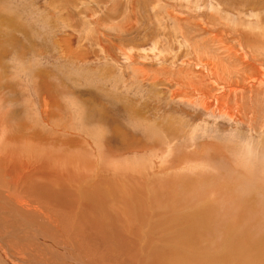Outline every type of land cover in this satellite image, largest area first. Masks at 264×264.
<instances>
[{"label": "rangeland", "instance_id": "374dc122", "mask_svg": "<svg viewBox=\"0 0 264 264\" xmlns=\"http://www.w3.org/2000/svg\"><path fill=\"white\" fill-rule=\"evenodd\" d=\"M261 18L264 0H0V156L34 144L52 167V149L89 152L96 172L66 175L63 186L82 202L115 188H97L105 170L155 183L145 198L141 191L132 198L134 213L156 223L143 260L264 264V80L250 87L253 70L237 55L246 41L264 64ZM203 62L215 67L218 85ZM36 133L47 140L28 137ZM44 185L38 193L5 189L0 264H77L78 243L91 264H130L126 223L108 227L115 235L91 234L73 210L81 201L62 203L51 198L58 185ZM14 201L19 210H7ZM13 211L27 222L55 219L60 242L43 244ZM175 232L183 242L172 240Z\"/></svg>", "mask_w": 264, "mask_h": 264}, {"label": "bare ground", "instance_id": "6f19581e", "mask_svg": "<svg viewBox=\"0 0 264 264\" xmlns=\"http://www.w3.org/2000/svg\"><path fill=\"white\" fill-rule=\"evenodd\" d=\"M253 4H258V3H256V1L255 2L252 1V4H250L249 6L251 7V5H252V7H254ZM255 8H257V7H255ZM259 9H260V7H259ZM257 10H258V8H257ZM256 16L259 17V14L257 12L255 13V17ZM262 19L263 18H261V21H262ZM255 23H258V21L256 20ZM251 25H252V22L247 27H250L251 28ZM262 25H264V22L263 21L261 23V26ZM253 26H255L256 28H258L259 27V24L258 25L256 24V25H253ZM262 28H263V26L260 29H262ZM258 34L259 33H256L257 36H259ZM262 35L264 37V32H263ZM245 38H247V37L245 36ZM242 40H243V38H242ZM242 40H240V41H242ZM244 40H246V39H244ZM247 40H248V38H247ZM256 41H257V39H256ZM245 42H242V43L240 42V48L239 49H241V50L238 49L239 53H237V52L236 53H237V55H239V57L241 59L240 61H242V59H244L243 60V65H245V67H248L249 69L251 68V70H253V73L251 71V76L252 77H250L249 81L247 80V84H249L250 87H251L253 83L259 85L260 82L262 80H264V73H263L264 71L262 72V70L264 69V68H262V65H264V64H263V62L262 63L261 62H258L256 58H253L254 57V53L252 51L250 52V50L247 49L244 46ZM220 43H221V41H220ZM252 44H250V45H252ZM221 45H223V44H221ZM250 45L248 43L247 46H250ZM229 49L231 51L232 48H229ZM229 53H232V52H229ZM213 54L215 55V53H213ZM237 55L235 56V58H237ZM239 57L237 58V61L236 62H238ZM246 58H248V61H245ZM204 60H205V62L207 61L206 59H204ZM247 62H249V63H247ZM195 64H197V63H195ZM209 64L212 65V63H209ZM200 65H202L201 66L202 68H203V66L205 67L204 69L209 74L210 78L212 79V82L218 85V82L216 81V78L212 75L213 70H214L213 68H215V67H213V68L211 66L210 67L209 66L207 67L204 62L201 63ZM241 69H242V67H241ZM242 71H244V70H242ZM244 75H246V74H244ZM196 82H197V80H196ZM196 82H193V83H196ZM199 83H200V81H199ZM210 83H211V81H210ZM197 85L195 87H197ZM200 86H203V84L200 85ZM219 86H223V85L221 84ZM197 92L198 91H196V93ZM186 93H187V91H186ZM188 93H191V92H188ZM205 96H207V95H205ZM207 98L205 97V99H207ZM207 100H210V99H207ZM219 103L222 104L221 102H219ZM225 109H227V108L225 107ZM219 110H221V109H219ZM231 114L233 115V113H231ZM4 118H2V119L5 120ZM18 130H20L19 127H18ZM36 134H38V133H36ZM10 135H12V134H10ZM40 135L39 134L38 135L31 134V135H28V137L29 138L30 137H33L37 141H39V140L41 141L42 139H46L47 140V138H44V137L41 138ZM11 143H12V141H11ZM28 146H30V147H27V145H26L27 148H24L23 149L24 152L25 151L29 152L27 155H21V152L23 154V151L22 150L20 152L14 151L13 148L11 147L12 149L10 148V151H7V152H5V154H3L4 156H0V202L3 201L2 196L5 194V189L9 185H13V186L20 185L22 187V189L25 190V191H27V192H30V193H38L42 187L43 188L45 187V185H44L45 183H47V184H51L52 183V185L53 184L58 185L56 192L52 195L51 198H57L59 196L61 198V201H62V200H67V198H65V197L68 196L69 197L68 201L71 200V203L72 204L75 203V202H77V201H81L79 199V197H77V199H75V196L69 195V194L67 195L66 192H65V190H64V188H63V186L65 184H67L68 181H69V179H67V177H65L66 175L69 176V177H71V178H77L78 176H81V173H83L82 170H85L87 172L88 171H92L93 173H94V171L96 172V170H95L96 167H94L96 161L95 162L92 161V158H91L92 156L90 155V153L87 152L86 150H84V152L86 151V155L85 154L82 155L81 153H79L81 151L77 152V151H74L72 149H68L67 150V149L61 148V151L62 152H60V150H55V149L53 150L52 149L51 152H49L50 154L48 153L49 156H53L54 157L52 159V167H50L49 162H48L47 159H45L44 161H41L40 160L41 157L46 156V153H43L44 152L43 150L40 151L39 148L37 150L36 149V146L34 147V144L33 145L29 144ZM56 146H58V145H56ZM20 147L18 146L17 148L20 150ZM59 147H60V145H59ZM54 152H57L58 154H55ZM1 157H2V159H1ZM98 165H99V163H98ZM97 169H99V168H97ZM101 169L102 168H100V170ZM112 170H114V171L116 170L117 171V169L115 167L112 168ZM101 171L103 172V170H101ZM71 172L72 173L75 172L73 174V176H72V173ZM118 172H121V170L119 171V169H118ZM97 173H98V170H97ZM137 174L139 175V173H137ZM62 177H63V180L61 181V178ZM118 177H119L118 175L113 176L110 172H107L106 170H105L104 173H102L101 178L96 183L97 188L98 189H108V188L112 187L113 185H116L115 188L114 189H111L108 193H105L102 196L93 195L92 198L89 199V200H87L86 202H82L81 201L80 204L77 203L78 205L76 207H74V209H73L75 211V214H77V218L79 219L77 221L78 222L81 221L82 223H84L86 225L85 226L86 230H88L91 234H94V235L95 234H99V233H102L103 234L106 231L111 232L113 235H115L114 232H113V229L112 228H109L108 229V227L109 226H113L114 228L117 229V225H118L119 222L121 224L123 222L126 223V226L124 227V233H123V236L125 238H128V240H126L124 242V247L126 249L125 250V253L126 254H129L131 251H134V255L131 258L127 256L126 259H129L128 261L130 262V264H134L136 262H137L136 264H156L154 262H150V261L141 259V256L142 255H140L141 250H142V247H143V242H144V240L146 239V237L148 236V233H149L150 224H151V227L154 224H156L155 223V220L152 221V219L146 217L143 214L137 215L136 213H134V212H136L133 209V205L135 203L132 201L133 196L138 195V193L140 191L142 192L143 198H145L146 197L145 195H147L148 190L149 189H152L154 187V185H156V184L155 183H149V184L148 183H144V182H142L144 180H141L140 178H138L136 176H133V177L130 176V177H126L124 179L123 178H120V177L118 178ZM31 178H35L34 181H30ZM37 178H40L43 182L40 181V183H39L37 181ZM77 189H78V186L75 187V190H77ZM93 191H94V187L91 188V192H93ZM112 193L117 194V195H120V197H117V196L113 195ZM42 194H44V192H42ZM35 196L38 197L37 194H35ZM15 198H17L16 199L17 201L19 200L18 197H15ZM12 202H10L11 204L10 203L6 204L7 210H12V209L15 210V208L17 209L18 206H22V203H20V205H18L19 204L18 203L17 204L18 206H16V201H14L15 202V205ZM96 202H97V206L95 204ZM2 203H4V202H2ZM62 203H63V201H62ZM260 203H262V202H260ZM94 205L96 206V211H89L87 213H84V212H82L80 210L81 207H84L85 209H89L90 210V209H92V208L95 207ZM262 208H263V206H262ZM17 210H19V209H17ZM119 210L121 211L122 214L120 213ZM74 211H73V213H74ZM108 211H109V215H107V212ZM13 212H14V214L18 215V217L20 218V221L24 225H28V228H30V230H28L27 232L29 234H33L35 236V238H37L38 240L42 238V243L43 244L46 243V241H49L50 244H53L55 241L60 242L59 238L57 236H54L55 231H56V233L59 232V229H58V227H57V225L55 223V219L49 221V224L46 223V224L43 225L40 222H34V221L27 222L25 220V218H24V214L23 213H21V212H18L17 213L15 211H13ZM121 220H123V221L121 222ZM45 226H46V231H45ZM51 228H54V229H51ZM80 231H82V230H80ZM152 232L154 234L157 233L156 227L152 228ZM12 233L15 234V235H18L19 234V232H17V231H12ZM60 237L62 239H64L65 242H67V237H65L62 234H60ZM21 238H22L21 243H24L25 242L24 237L21 236ZM100 238H102V237L100 236ZM83 239H86L88 242H90V241L94 242L95 249H99L100 248L99 245L101 244V242L100 241H96V238L93 237V236H91L90 234H86V232H85L84 235H83ZM172 240L175 243H177V244H179V242H183L182 240H180L177 237V232H175V236L172 237ZM50 244H49V246H50ZM64 244H66V243H64ZM76 249L79 251V253L81 255L77 259L75 258V263H77V264H91L90 263L91 261L88 262V260L83 257V254L84 253H82L81 246H79V243H78V246H77ZM70 252L76 254L75 253V250H73V249H71L69 251V253ZM133 257L135 258V260L132 259ZM166 258H167V260H168L169 263H173L174 258L167 257V256H166ZM178 259H179V257H178ZM178 259H175L174 260L175 263H173V264H181L180 261H182L183 259L182 260L179 259L180 261Z\"/></svg>", "mask_w": 264, "mask_h": 264}]
</instances>
